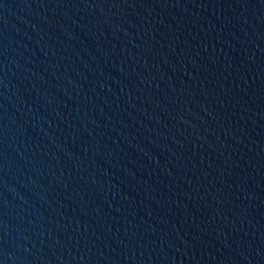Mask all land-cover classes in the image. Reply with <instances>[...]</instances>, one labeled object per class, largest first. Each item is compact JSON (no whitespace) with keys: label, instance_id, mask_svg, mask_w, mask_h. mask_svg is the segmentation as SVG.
Returning a JSON list of instances; mask_svg holds the SVG:
<instances>
[{"label":"water","instance_id":"1","mask_svg":"<svg viewBox=\"0 0 264 264\" xmlns=\"http://www.w3.org/2000/svg\"><path fill=\"white\" fill-rule=\"evenodd\" d=\"M0 264H264V0H0Z\"/></svg>","mask_w":264,"mask_h":264}]
</instances>
